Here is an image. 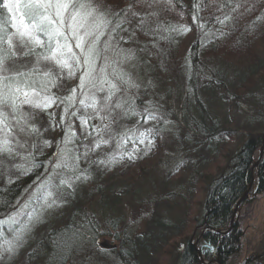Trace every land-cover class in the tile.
<instances>
[{
  "label": "rangeland",
  "instance_id": "rangeland-1",
  "mask_svg": "<svg viewBox=\"0 0 264 264\" xmlns=\"http://www.w3.org/2000/svg\"><path fill=\"white\" fill-rule=\"evenodd\" d=\"M126 1L130 2L104 0L97 7L103 11L102 6H107L106 9L112 11ZM83 2L88 3L86 0ZM243 6L251 9L249 16L241 17ZM238 12L242 18L238 23L239 29L241 27L239 42H234L235 36L225 42L217 38V44L211 43L204 55L211 58L210 65H213L212 59L217 60L220 64H227L232 72L251 66L258 69L253 72L256 74L252 80L230 86H238L233 91L236 98L228 97L222 84L209 79L211 77L207 79L206 74H199L201 97L209 106V118L217 116L220 128L226 129L225 136L220 135L212 143L205 139L206 136H198L196 140L199 144L195 142L193 147L181 148V139L185 136L183 129L187 123L186 117L179 115L182 110L177 111L181 104L183 82L177 75L167 77L166 72L177 61L182 63L185 60L194 40L191 32L178 37L173 54H170L171 58L161 62L155 56L152 69L147 71L135 63L130 48L119 47L120 38L111 33L113 28L109 24L105 36L101 38L100 47L103 49L104 42L109 41V35L111 47L102 51L97 67L104 63L103 57H107L109 61L114 60L115 65L107 69L109 78H112V67H115L126 73V78L136 85L129 88L115 79L113 82L120 91L112 96L109 107L103 106L107 86L104 92L86 87L84 92L87 96L94 94L100 103L97 109L83 107L81 111H76L75 108L81 106L79 101L85 99L78 87L80 72L77 71L69 78L67 70L61 76L58 69H52L58 79L51 92L58 97H66L71 95V89L76 88V103L69 109L81 113V117L88 120V125H82L80 117L69 123L67 115H64L66 105L63 104L57 107L55 103L46 111L34 110L28 106L23 108V112L28 114V123L35 125L39 133L17 131L19 143L14 141L12 144L15 153L12 156L0 154V186L19 177L29 178L27 186L18 197L0 212V220L17 213V222L11 224L12 228H16L12 234L5 233L7 224L0 229V264H27L31 261V256L34 260L38 246L46 236L55 234L60 228H66L73 220L75 226H78L75 229L87 232L88 217H83L81 212L85 211V215L90 209L100 212L97 208L100 198L92 191L97 185L98 171L102 181L99 187L110 191V199L107 201L109 211L100 212L101 215L97 218L102 216L97 222L99 237L90 239L94 242L85 245V248L76 246L73 257L70 256L63 264H179L187 237L195 241L193 246L201 263L219 262L206 261L201 248L197 246L202 234L210 229L192 224L190 220L197 215L199 218L202 216L208 182L210 185L217 179L222 168L226 167L233 153L239 149L243 137L240 128L255 121L264 122V0H244ZM105 18L108 19L107 14ZM236 31L237 28L233 29L232 34ZM22 51V48L17 47L18 53ZM128 56L131 59H125ZM29 58L27 60L21 56L17 59L16 70L26 71L32 68L35 57ZM177 66L179 69L180 66ZM41 67L47 71L51 66L42 62ZM253 86L257 87L251 89ZM137 98L141 100L140 105L134 103ZM251 99H256L257 104L249 117L246 104L250 102L246 101ZM85 103L90 101L86 99ZM116 103L122 106L117 108ZM128 104L130 108L126 113L124 108ZM49 113L54 115L50 117ZM170 114L180 117L176 120L177 123L168 120ZM46 121H52L55 125L51 131ZM91 121L94 122L93 127L90 126ZM261 124L264 126V123ZM69 125L75 136L65 144L61 141L68 133ZM258 125L252 124L248 128L253 126L250 130L255 131ZM92 131L94 135L90 136ZM45 141L49 143L46 144ZM97 143L100 144L99 147H96ZM61 150L66 153V157L62 156ZM65 159L69 165L74 163V174H71V167L65 172H62L64 167L55 168V171L54 166L58 162L63 164ZM17 165L23 167L18 168ZM25 169L30 171L25 174ZM50 176L53 177V184L66 179L71 187L64 185L58 189L51 188L52 196L45 199L43 192L38 189ZM243 202L245 203L238 208L234 220L231 219L233 229L240 233V252L229 258L227 264H245L248 260V264H254L256 258V264L264 262V194L249 192L248 198ZM25 204L28 205L27 208L23 207ZM76 206L81 209L80 213L75 212ZM114 220L119 224L116 229L110 230L107 225ZM104 226L106 228L101 230L100 227ZM178 226L183 229L182 233H176ZM213 231L224 235L232 230ZM121 240L126 244L123 245ZM123 250L124 257L120 254ZM51 262L50 260L46 264Z\"/></svg>",
  "mask_w": 264,
  "mask_h": 264
},
{
  "label": "trees",
  "instance_id": "trees-1",
  "mask_svg": "<svg viewBox=\"0 0 264 264\" xmlns=\"http://www.w3.org/2000/svg\"><path fill=\"white\" fill-rule=\"evenodd\" d=\"M86 1L91 4L93 2L96 6H100L102 5L101 2L104 0ZM105 1L107 2V0ZM243 2L244 0H130L129 3H127V1L120 2L121 6L119 8H114L112 11L106 9L107 6H102L104 9L103 11L107 14L108 20L111 21L110 26L113 29L115 28V31L111 29V33L120 38L119 47L126 46L130 48L135 63L140 64L141 67L146 68L147 71L148 69H152L154 65L152 60L155 56L159 57L161 62H165L166 58H171L172 56H170V54H173L174 46L176 47L175 42H177L176 40H178V37L187 34V32H191V37H193L194 40L191 43L188 54L185 55V60L182 63L177 61V63H174V67L166 69L167 77H175L177 75L183 82V86H181V104L177 111L182 110V113L180 112L179 115H181V117L184 115L187 123L183 129L185 130V136L181 139L183 143L181 148H183V146L193 147L199 144L200 142L196 140L198 136H206L205 139L212 143L226 132V129L220 128V123L216 121L217 116L215 118H209V106L205 100H203V97H201L199 74H206L207 79L211 77L209 79H213L220 83V85L222 84L227 96H233L235 98L236 95L233 91L238 86L234 88L230 86L246 83L252 80V77L256 74L253 73L258 69H256V66L236 69L235 72H232L227 67V64H220L217 60L212 59L213 65H210L209 59L211 58H206L204 55L205 50L211 47V43L217 44V38L225 42L235 36L234 42H239V33L241 32L239 24L242 18L239 17L241 13L238 12V10L242 8ZM2 3L3 0H0V21L7 19L6 9H3ZM248 9L249 8L246 6H243V15H241V17L251 14V9ZM115 13H120V15L116 16L114 15ZM185 20L186 23L184 22ZM117 23L120 24L119 28H116ZM244 24L245 22L242 25ZM236 28L237 31L234 32L233 35V29ZM9 30H12L10 26ZM23 58L27 60L30 59L29 57ZM177 65L180 66L179 69ZM202 78L203 77H201V79ZM255 83L256 81L254 84ZM256 87L257 86H253L251 89H255ZM139 99L140 98L134 100V103L140 105L141 100ZM244 99L245 98H243V100ZM238 100L243 101L241 99ZM246 102H250L246 104V106L249 110L248 116L251 117L257 102L256 99H254V101L251 99ZM64 105L65 104H63V106ZM56 106L61 107L62 103L57 100ZM128 108H130L129 104L124 108L126 113H128ZM75 109L76 111H81L83 107L79 106L78 109ZM76 111L74 109H69L67 114L69 123L75 120V118H81V113H77ZM179 118L180 117L177 115L174 117L171 115L168 117V120H171L172 123H177L176 120H179ZM260 118L261 117H256L255 119ZM46 123L51 131L53 129L52 121H46ZM93 123L92 121L90 122L91 127H93ZM102 123L104 124V122ZM261 123L264 122L260 120L252 123L254 125L259 124L258 129L255 131L250 130L253 126L248 128L252 124L240 128L241 130L239 131L242 132L240 134H242L243 137L239 149L233 153L230 162L226 164V167L222 168L223 170L217 179L210 185L208 182L205 191L206 201L204 202L203 212L201 213L202 216L199 218L197 215L190 220L192 224L195 223V225L197 224L202 228L204 227L206 230L210 229L207 230L205 234H202L203 236L197 245L201 248L200 250L203 252V256L208 262L218 260L220 264H227L229 258L240 252L241 238L237 229H232L230 233L224 235L217 234L213 229H229L231 219L233 218L232 211H234L236 207L237 200L245 194L253 181L251 168L255 164L257 157L256 151L262 144V137L264 134V126H262L263 124ZM92 133L93 134L90 136L94 135L93 131ZM47 150H49V148L46 149V151ZM73 164L74 163L71 162L70 166ZM67 168L64 167L62 172H65ZM55 171L57 170L55 169ZM72 173L74 174L75 171L71 170V174ZM99 175H101V173L98 171L97 176L99 178L96 179L97 185H95V189L93 188L92 191L100 198L97 204L98 211L107 213L109 211V209H107V207H109L107 201L110 199L108 192L110 191L99 187L102 182L100 181L101 176ZM27 179L29 178H25V176L19 177L13 179L11 182L7 181L5 185L0 186V212L4 211V208L15 199V197H18V194L27 186ZM63 189L67 191L66 188ZM249 190H251L250 194L255 192V190L259 194H264V158L255 171V181L252 183V187ZM244 203L245 202H241L240 206ZM75 208V212L79 211L80 213L81 209H79L78 206ZM90 210L87 215H85V211L81 212L83 217H88L86 221L89 228L87 231L88 233L75 229V227L78 226H75V220H73L66 228L58 229V231L51 236L47 235L46 239L38 246V253H36L34 260L31 256V261H28L27 264H46L50 260L52 262L49 264H63L70 256L73 257L75 253L74 248L76 246L85 248V245L92 244L94 241L90 239L96 238L99 235L97 222H99L102 216L97 219L101 213L94 209ZM116 222L117 221L114 220L107 225L110 227V230L117 228L119 223ZM5 228V233L9 232L12 234L13 231L16 230V228H12L11 225H7ZM104 228H106V226L100 227L101 230H104ZM182 231L183 229L178 226L176 233H182ZM126 235L128 236L129 234ZM126 235L124 237L127 238ZM122 243L123 245L126 244L125 242ZM194 243L195 241L192 240L191 237L185 239V247L180 256L179 264H203L197 256L198 252L195 246H193ZM123 253H125V251L122 253L120 252L122 257H124ZM132 254L133 253H131V255ZM256 260L257 258L254 264H256ZM248 261L245 264H248ZM262 263L260 262L259 264Z\"/></svg>",
  "mask_w": 264,
  "mask_h": 264
},
{
  "label": "snow or ice",
  "instance_id": "snow-or-ice-1",
  "mask_svg": "<svg viewBox=\"0 0 264 264\" xmlns=\"http://www.w3.org/2000/svg\"><path fill=\"white\" fill-rule=\"evenodd\" d=\"M2 7L6 9L8 15L6 20L0 21V154L12 156L15 153L12 144L14 141L19 143L16 137L17 131L39 133L35 125L28 123V114L23 112L25 106L46 111L59 100L66 105L64 108L66 116L69 107L76 103V88L71 89V95L67 97H58L51 92L58 79L53 68L58 69L61 76L67 70L69 78L77 71L80 72L78 87L85 96V99L79 101L82 107L97 109L100 103L94 94L87 96L84 92L86 87L104 92L107 86L103 106L109 107L112 96L120 91L113 82L115 79L129 88L136 86L126 78V73L122 70L118 71L115 67H112V78H109L107 69L115 65L114 60L109 61L107 57H103L104 63L97 67V62L102 58V51L111 47L110 35L109 41L104 42L103 49L100 47L101 38L105 36L111 21L105 18L106 13L97 6L85 3L83 0H3ZM114 15L119 16L120 13ZM9 26L13 31L9 30ZM119 27L120 24L117 23L116 28ZM112 31H115V28ZM17 47L22 48L23 51L18 53ZM21 56L35 57L33 67L26 71L16 70L15 61ZM42 62L51 67L47 71L42 70L40 68ZM86 99L90 103L86 104ZM121 106L120 103L115 105L117 108ZM53 115L49 113L50 117ZM80 119L82 125H88V120L84 117ZM74 136L75 133L71 131L69 125L68 133L61 142L67 144ZM45 143L49 142L45 141ZM99 146L100 144L97 143L96 147ZM61 154L66 157L63 150ZM61 167L75 169V166H70L66 159L63 164L58 162L54 169ZM28 171L30 169H25V174ZM52 179L53 177L50 176L39 186L38 191L43 192L45 199L52 196L51 188L58 189L64 185L71 187L69 180L60 179L58 184H53ZM23 207L27 208L28 205L25 204ZM16 215L17 213H13L6 219L0 220V229L6 224L16 223Z\"/></svg>",
  "mask_w": 264,
  "mask_h": 264
},
{
  "label": "bare ground",
  "instance_id": "bare-ground-1",
  "mask_svg": "<svg viewBox=\"0 0 264 264\" xmlns=\"http://www.w3.org/2000/svg\"><path fill=\"white\" fill-rule=\"evenodd\" d=\"M256 160H255V164H254V166L251 168V174H252V179H253V181H252V183L255 181V171H256V169H257V167H259V164H261L262 163V161H263V158H264V140H263V137H262V144H261V146H259V148H258V150L256 151ZM252 183L249 185V188L247 189L248 190V193L250 192V190L249 189H251V187H252ZM247 192V191H246ZM245 192V193H246ZM254 193H257L256 192V190H255V192ZM244 196V195H243ZM242 196V197H243ZM247 198H248V194H247ZM246 198V199H247ZM245 199V200H246ZM243 201V200H242ZM236 208V207H235Z\"/></svg>",
  "mask_w": 264,
  "mask_h": 264
},
{
  "label": "water",
  "instance_id": "water-1",
  "mask_svg": "<svg viewBox=\"0 0 264 264\" xmlns=\"http://www.w3.org/2000/svg\"><path fill=\"white\" fill-rule=\"evenodd\" d=\"M247 194H248V190H247V192L244 194V196L243 197H241L240 198V200H238L237 201V206H236V208L234 209V211H232L233 212V219L232 220H234V218H235V216H236V214H237V212H238V208H239V206H240V203L242 202V200H245L246 198H247ZM233 222V221H232ZM231 222V223H232ZM233 223H232V225H231V227L228 229V231H231L232 229H233Z\"/></svg>",
  "mask_w": 264,
  "mask_h": 264
}]
</instances>
